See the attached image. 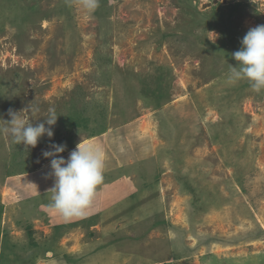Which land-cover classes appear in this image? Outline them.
Masks as SVG:
<instances>
[{
    "label": "rangeland",
    "instance_id": "1",
    "mask_svg": "<svg viewBox=\"0 0 264 264\" xmlns=\"http://www.w3.org/2000/svg\"><path fill=\"white\" fill-rule=\"evenodd\" d=\"M257 25L264 0H0V119L59 116L0 134V264H264V90L227 81ZM81 141L104 181L65 220L42 153Z\"/></svg>",
    "mask_w": 264,
    "mask_h": 264
},
{
    "label": "clouds",
    "instance_id": "2",
    "mask_svg": "<svg viewBox=\"0 0 264 264\" xmlns=\"http://www.w3.org/2000/svg\"><path fill=\"white\" fill-rule=\"evenodd\" d=\"M71 4L73 0H68ZM81 9L88 15L99 7L100 0H76ZM241 48L232 53L236 66L229 65L227 81L236 84L246 80L251 89L259 93L264 90V25L250 28L241 40ZM41 109L35 100L19 112L9 110L10 120H3L0 134L10 136L14 143L23 145L27 150L35 148L45 135L54 136L53 127L58 115L55 108L47 110L43 122L33 124L31 117ZM47 125V127L45 126ZM66 151L64 144H52L50 150L42 153L50 159L51 173L54 177L51 202L47 205L50 212L56 213L65 220L82 217L91 206L98 187L104 181V153L101 148L89 143L80 142L65 160L61 154Z\"/></svg>",
    "mask_w": 264,
    "mask_h": 264
},
{
    "label": "crops",
    "instance_id": "3",
    "mask_svg": "<svg viewBox=\"0 0 264 264\" xmlns=\"http://www.w3.org/2000/svg\"><path fill=\"white\" fill-rule=\"evenodd\" d=\"M135 195L137 196V194H135ZM114 207H115V206H114ZM114 207L112 206V208H114ZM112 208H111V209H112Z\"/></svg>",
    "mask_w": 264,
    "mask_h": 264
}]
</instances>
